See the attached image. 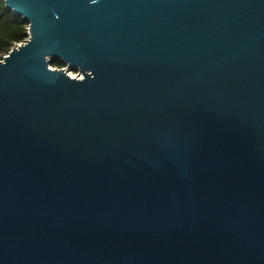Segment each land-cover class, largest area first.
I'll return each instance as SVG.
<instances>
[{
  "label": "water",
  "instance_id": "1",
  "mask_svg": "<svg viewBox=\"0 0 264 264\" xmlns=\"http://www.w3.org/2000/svg\"><path fill=\"white\" fill-rule=\"evenodd\" d=\"M4 1L0 264H264V0Z\"/></svg>",
  "mask_w": 264,
  "mask_h": 264
},
{
  "label": "trees",
  "instance_id": "2",
  "mask_svg": "<svg viewBox=\"0 0 264 264\" xmlns=\"http://www.w3.org/2000/svg\"><path fill=\"white\" fill-rule=\"evenodd\" d=\"M28 27V21L8 9L5 1L0 0V57L8 54L16 43L29 37ZM52 66L64 68L67 64L62 59H55Z\"/></svg>",
  "mask_w": 264,
  "mask_h": 264
},
{
  "label": "rangeland",
  "instance_id": "3",
  "mask_svg": "<svg viewBox=\"0 0 264 264\" xmlns=\"http://www.w3.org/2000/svg\"><path fill=\"white\" fill-rule=\"evenodd\" d=\"M5 55H7V54H5ZM67 67V66H66ZM70 73H72L73 75H76V74H79L80 73V71L79 70H71L70 71Z\"/></svg>",
  "mask_w": 264,
  "mask_h": 264
},
{
  "label": "built area",
  "instance_id": "4",
  "mask_svg": "<svg viewBox=\"0 0 264 264\" xmlns=\"http://www.w3.org/2000/svg\"><path fill=\"white\" fill-rule=\"evenodd\" d=\"M71 74V73H70ZM80 74V73H79ZM79 74H76V75H72V76H79ZM81 77H82V75H81Z\"/></svg>",
  "mask_w": 264,
  "mask_h": 264
},
{
  "label": "bare ground",
  "instance_id": "5",
  "mask_svg": "<svg viewBox=\"0 0 264 264\" xmlns=\"http://www.w3.org/2000/svg\"><path fill=\"white\" fill-rule=\"evenodd\" d=\"M71 75H73V74L71 73Z\"/></svg>",
  "mask_w": 264,
  "mask_h": 264
}]
</instances>
